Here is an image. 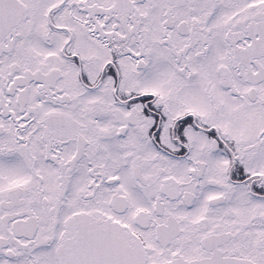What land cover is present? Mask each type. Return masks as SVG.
<instances>
[{
    "label": "snow or ice",
    "instance_id": "obj_1",
    "mask_svg": "<svg viewBox=\"0 0 264 264\" xmlns=\"http://www.w3.org/2000/svg\"><path fill=\"white\" fill-rule=\"evenodd\" d=\"M0 264H264V0H0Z\"/></svg>",
    "mask_w": 264,
    "mask_h": 264
}]
</instances>
